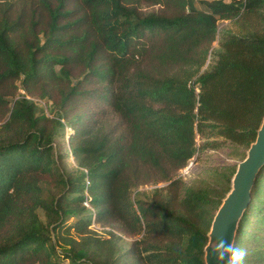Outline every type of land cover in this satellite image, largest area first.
<instances>
[{"label":"trees","instance_id":"16d2710c","mask_svg":"<svg viewBox=\"0 0 264 264\" xmlns=\"http://www.w3.org/2000/svg\"><path fill=\"white\" fill-rule=\"evenodd\" d=\"M263 119L264 0H0V264H205L237 168L181 172ZM235 244L264 264V166Z\"/></svg>","mask_w":264,"mask_h":264},{"label":"water","instance_id":"95a60500","mask_svg":"<svg viewBox=\"0 0 264 264\" xmlns=\"http://www.w3.org/2000/svg\"><path fill=\"white\" fill-rule=\"evenodd\" d=\"M264 166V119L258 131L256 141L247 151L246 158L238 165L232 179V188L223 200L216 213L210 232L208 244L205 247V264H215L209 255L208 245L218 237H224L229 242L236 241L239 224L247 211L252 199V189L259 171Z\"/></svg>","mask_w":264,"mask_h":264},{"label":"rangeland","instance_id":"374dc122","mask_svg":"<svg viewBox=\"0 0 264 264\" xmlns=\"http://www.w3.org/2000/svg\"><path fill=\"white\" fill-rule=\"evenodd\" d=\"M229 28L233 31H237V28L233 25H229L227 23L220 24V28ZM41 106H46L45 102H40ZM203 140L200 137H197V146L201 147ZM57 149L61 152H68L69 145H68V137L66 138H59L56 141ZM239 151V152H238ZM231 144L226 143V145L219 149V150H205L200 151L196 154V156L188 163V166L182 170L181 178L185 182L187 187L192 188H200L206 185H213L215 187H220L219 183H221V176L224 174H228V169L236 167L243 161L241 157V153L243 150L238 149ZM247 154V153H246ZM61 166L65 171L71 172L75 169L76 163L72 157H64L61 160ZM164 185H159L157 187L159 193ZM155 186H144L140 187L138 190L141 193L146 192L147 194L142 195L145 198H149L155 189ZM88 202V201H87ZM85 204V203H84ZM89 206L91 207L90 203L88 202ZM86 206V205H85ZM40 217L44 220L43 213H40ZM95 229L101 231L102 229L98 226H94ZM134 241L133 238H125V240L121 243V247L123 249L128 248L131 243ZM68 264V263H64Z\"/></svg>","mask_w":264,"mask_h":264},{"label":"clouds","instance_id":"9594fccd","mask_svg":"<svg viewBox=\"0 0 264 264\" xmlns=\"http://www.w3.org/2000/svg\"><path fill=\"white\" fill-rule=\"evenodd\" d=\"M208 252L215 264H243L248 255L245 249L238 247L234 242H229L224 237L212 240L208 245Z\"/></svg>","mask_w":264,"mask_h":264},{"label":"built area","instance_id":"2783aa9c","mask_svg":"<svg viewBox=\"0 0 264 264\" xmlns=\"http://www.w3.org/2000/svg\"><path fill=\"white\" fill-rule=\"evenodd\" d=\"M85 205H86V206H89V204H88V202H87V201L85 202Z\"/></svg>","mask_w":264,"mask_h":264},{"label":"crops","instance_id":"0c3cea01","mask_svg":"<svg viewBox=\"0 0 264 264\" xmlns=\"http://www.w3.org/2000/svg\"><path fill=\"white\" fill-rule=\"evenodd\" d=\"M209 1H212V0H209Z\"/></svg>","mask_w":264,"mask_h":264}]
</instances>
